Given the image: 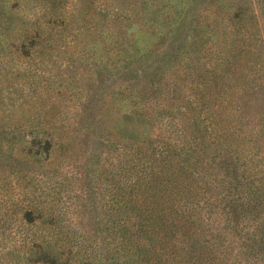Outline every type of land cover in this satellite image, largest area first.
Returning a JSON list of instances; mask_svg holds the SVG:
<instances>
[{"label": "rangeland", "instance_id": "374dc122", "mask_svg": "<svg viewBox=\"0 0 264 264\" xmlns=\"http://www.w3.org/2000/svg\"><path fill=\"white\" fill-rule=\"evenodd\" d=\"M115 17L126 48L114 45ZM208 77L227 96L264 97V0H0V264L110 259L112 159L147 127L130 94L180 103ZM42 133L56 139L47 155L33 144ZM36 202L43 217L29 224ZM50 211L61 231L51 242L65 246L54 263L25 246L49 239Z\"/></svg>", "mask_w": 264, "mask_h": 264}, {"label": "trees", "instance_id": "16d2710c", "mask_svg": "<svg viewBox=\"0 0 264 264\" xmlns=\"http://www.w3.org/2000/svg\"><path fill=\"white\" fill-rule=\"evenodd\" d=\"M123 22L112 20L117 49L128 44ZM194 88L199 96L180 103L171 96L140 104L130 94V114L148 128L116 148L110 174L118 248L98 264H119L120 252L138 264H264V97L227 96L228 85L210 77ZM35 140L37 155L56 142L44 133ZM29 206L22 218L34 224L43 207ZM47 216L49 239L32 237L25 246L45 248L54 263L65 246L51 242L61 232L58 213Z\"/></svg>", "mask_w": 264, "mask_h": 264}]
</instances>
